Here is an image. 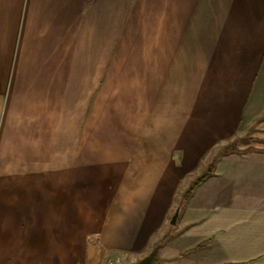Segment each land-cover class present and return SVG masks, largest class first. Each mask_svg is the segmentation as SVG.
Returning a JSON list of instances; mask_svg holds the SVG:
<instances>
[{
    "label": "crops",
    "instance_id": "1",
    "mask_svg": "<svg viewBox=\"0 0 264 264\" xmlns=\"http://www.w3.org/2000/svg\"><path fill=\"white\" fill-rule=\"evenodd\" d=\"M158 243L264 264V0H0V264Z\"/></svg>",
    "mask_w": 264,
    "mask_h": 264
},
{
    "label": "trees",
    "instance_id": "2",
    "mask_svg": "<svg viewBox=\"0 0 264 264\" xmlns=\"http://www.w3.org/2000/svg\"><path fill=\"white\" fill-rule=\"evenodd\" d=\"M236 140L228 143L227 145H225L224 147L221 148L220 152L215 155L211 161V164L208 165V167L205 169L204 172L200 173L198 176H196L191 183L189 184V186L180 194V198L177 201V207L180 208L183 203H185V201L187 200V198L190 196V194L194 191V189L201 184L213 171L214 168V163L216 162V160L223 154H226L230 151H241L239 149H236L235 145H236ZM158 245L160 246V243H158ZM156 246V245H155ZM154 246V247H155ZM157 254L154 257V260L151 264H154V262L157 260Z\"/></svg>",
    "mask_w": 264,
    "mask_h": 264
},
{
    "label": "water",
    "instance_id": "3",
    "mask_svg": "<svg viewBox=\"0 0 264 264\" xmlns=\"http://www.w3.org/2000/svg\"><path fill=\"white\" fill-rule=\"evenodd\" d=\"M177 216L178 208L175 210L174 214L171 217V224H175ZM159 247V245H156L147 255L132 264H151L154 260L155 255L158 253Z\"/></svg>",
    "mask_w": 264,
    "mask_h": 264
},
{
    "label": "rangeland",
    "instance_id": "4",
    "mask_svg": "<svg viewBox=\"0 0 264 264\" xmlns=\"http://www.w3.org/2000/svg\"><path fill=\"white\" fill-rule=\"evenodd\" d=\"M250 136V134H248V135H246V136H242V137H237L235 140L237 141L236 142V145H235V147H236V149H240L239 148V146L241 147V146H244L246 143H247V140H248V138H250L249 137ZM251 139V138H250ZM250 141V140H249ZM228 144V143H227ZM243 149H245V148H243ZM180 192L181 191H179L178 192V196H180ZM179 200V199H178ZM177 209V208H176ZM173 215V214H172ZM171 228H174V226L173 225H171V224H169L168 225V228H167V231L166 232H168V230L169 229H171ZM158 245V244H157ZM149 253V252H148ZM147 255V254H146ZM145 256V255H144ZM143 256V257H144ZM156 263V261L154 262V264ZM126 264V263H125Z\"/></svg>",
    "mask_w": 264,
    "mask_h": 264
},
{
    "label": "built area",
    "instance_id": "5",
    "mask_svg": "<svg viewBox=\"0 0 264 264\" xmlns=\"http://www.w3.org/2000/svg\"><path fill=\"white\" fill-rule=\"evenodd\" d=\"M105 264H122L119 258L109 259Z\"/></svg>",
    "mask_w": 264,
    "mask_h": 264
}]
</instances>
